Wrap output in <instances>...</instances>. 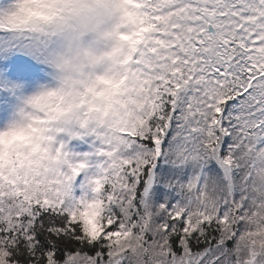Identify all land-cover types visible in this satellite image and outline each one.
<instances>
[{"label":"snow or ice","instance_id":"6c2138e0","mask_svg":"<svg viewBox=\"0 0 264 264\" xmlns=\"http://www.w3.org/2000/svg\"><path fill=\"white\" fill-rule=\"evenodd\" d=\"M0 264H264V0L0 10Z\"/></svg>","mask_w":264,"mask_h":264},{"label":"rangeland","instance_id":"374dc122","mask_svg":"<svg viewBox=\"0 0 264 264\" xmlns=\"http://www.w3.org/2000/svg\"><path fill=\"white\" fill-rule=\"evenodd\" d=\"M11 3H12V2L9 3L10 6L6 7V9H5V8L3 9L2 6H4V4H7V2H6L5 0H0V10H4V11H8V10H10ZM99 50H101V51L105 50V49H104V46L101 45V46L99 47Z\"/></svg>","mask_w":264,"mask_h":264},{"label":"clouds","instance_id":"9594fccd","mask_svg":"<svg viewBox=\"0 0 264 264\" xmlns=\"http://www.w3.org/2000/svg\"><path fill=\"white\" fill-rule=\"evenodd\" d=\"M93 38L92 37H88V38H86V41H91ZM102 44H100V45H96L97 47H100Z\"/></svg>","mask_w":264,"mask_h":264}]
</instances>
